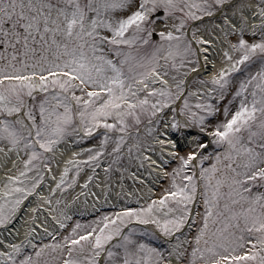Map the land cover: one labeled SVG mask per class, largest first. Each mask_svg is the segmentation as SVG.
Instances as JSON below:
<instances>
[{"label": "snow or ice", "instance_id": "snow-or-ice-1", "mask_svg": "<svg viewBox=\"0 0 264 264\" xmlns=\"http://www.w3.org/2000/svg\"><path fill=\"white\" fill-rule=\"evenodd\" d=\"M0 156V264H264V0H0Z\"/></svg>", "mask_w": 264, "mask_h": 264}, {"label": "bare ground", "instance_id": "bare-ground-1", "mask_svg": "<svg viewBox=\"0 0 264 264\" xmlns=\"http://www.w3.org/2000/svg\"><path fill=\"white\" fill-rule=\"evenodd\" d=\"M157 152H159V148H157ZM67 155L68 154L66 153L65 158H67ZM12 159H15V157L13 156ZM153 159H158V157L153 155ZM3 160H4V157L0 156V163H2ZM62 169H63L62 162L60 163L59 168H54V175L57 177V179L59 178V173L60 171H62ZM97 171L101 174V182L107 183V180L103 174L102 169H98ZM132 171H136L135 166L132 168ZM86 174H90L88 169H85V171L81 174L80 181L76 184L74 188L68 190L62 196L59 195V190H58L53 197L54 199L59 198L62 201H64V203L60 206L62 209L67 210L69 214L74 213L72 222H74L80 217H91L95 215L96 212L103 210V209H109V208L116 209L111 206L112 204L131 203L132 206H136L134 202L125 200L123 193H121V195L119 196L116 195V193L121 191L120 186H119L121 181H119L116 178V176H114L111 181L113 184V189L109 193V203H105L104 196H103V190L99 188L97 181L94 180L91 184L88 185L87 189L84 188L83 181H84ZM137 174L140 175L142 179H148V183L150 185L152 184V179L144 175L143 169H141L140 172H138ZM3 178H4L3 167H0V180H2ZM122 182L124 184V192L131 191L134 193V195H136L138 193H136L135 190L139 188L141 189V191L144 192V197L142 198H147L148 193H147L145 186L140 184L139 182L133 183V179L130 175H125V178ZM165 183L166 181L162 180L160 184V188L164 187ZM50 186H51V183L46 184L45 191H47L48 187ZM160 188L157 189V194H159ZM93 193L95 195L100 196L99 201L95 199V196L93 195ZM33 204H35V201L33 202ZM93 205H95V209H96L95 211L93 210ZM30 208L31 206L28 209L29 213H30ZM46 215H47L46 211L41 210L38 213L40 221H43ZM25 219H27V217H25ZM29 223L31 222L29 221ZM20 228H21V231L24 230L22 225L20 226Z\"/></svg>", "mask_w": 264, "mask_h": 264}, {"label": "rangeland", "instance_id": "rangeland-1", "mask_svg": "<svg viewBox=\"0 0 264 264\" xmlns=\"http://www.w3.org/2000/svg\"><path fill=\"white\" fill-rule=\"evenodd\" d=\"M173 166H174V165H173ZM73 174H74V173H73ZM166 186H167V182L165 183V186H164V187H166ZM72 188H74V186H73ZM72 188H68V189H65V190H62V191L59 190V195L62 196L65 192H67L68 190H70V189H72ZM162 188H163V187H162ZM115 210H117V209H111V208H109V209H104V210H100V211L96 212L95 215H97V214L100 213V212H104V213H106V212H111V211H115ZM95 215H93V216H91V217H80V218H78L77 220H81V221H91ZM75 221H76V220H75ZM75 221H74V222H75ZM74 222H72V223H74Z\"/></svg>", "mask_w": 264, "mask_h": 264}]
</instances>
